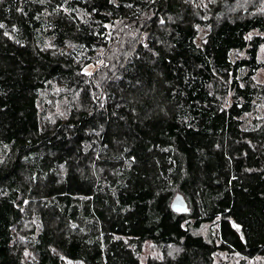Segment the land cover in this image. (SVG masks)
<instances>
[{"label":"trees","instance_id":"1","mask_svg":"<svg viewBox=\"0 0 264 264\" xmlns=\"http://www.w3.org/2000/svg\"><path fill=\"white\" fill-rule=\"evenodd\" d=\"M263 49L264 0H0V264L264 260Z\"/></svg>","mask_w":264,"mask_h":264},{"label":"rangeland","instance_id":"2","mask_svg":"<svg viewBox=\"0 0 264 264\" xmlns=\"http://www.w3.org/2000/svg\"><path fill=\"white\" fill-rule=\"evenodd\" d=\"M239 7L243 8L242 4L239 5ZM204 35V33H202L201 37ZM147 36V35H146ZM261 58L264 60V49L262 50L261 53ZM240 57H242V54H240ZM264 80V71L260 73V75L257 78L258 82H262ZM259 115L264 114V99L263 101H261V105L258 109ZM216 227H210V226H206L203 230H202V234L206 237L210 236V232H215ZM170 253V252H168ZM160 255H162V252L159 250L154 249L153 247H151L150 245H146V248H144V252L142 254V262H146V259L150 258V257H159ZM243 258L239 257V256H228L225 254H221L219 255V257L217 258V263H221V264H240L242 263ZM65 264H73L70 261H65ZM245 264H264V260L262 259H255V260H245Z\"/></svg>","mask_w":264,"mask_h":264},{"label":"water","instance_id":"3","mask_svg":"<svg viewBox=\"0 0 264 264\" xmlns=\"http://www.w3.org/2000/svg\"><path fill=\"white\" fill-rule=\"evenodd\" d=\"M173 210L178 213H185L187 212V204L183 198V196L178 195L172 204Z\"/></svg>","mask_w":264,"mask_h":264}]
</instances>
